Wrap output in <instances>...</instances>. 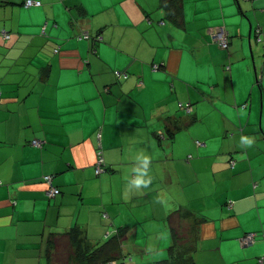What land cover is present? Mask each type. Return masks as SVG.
Segmentation results:
<instances>
[{"label":"crops","instance_id":"crops-1","mask_svg":"<svg viewBox=\"0 0 264 264\" xmlns=\"http://www.w3.org/2000/svg\"><path fill=\"white\" fill-rule=\"evenodd\" d=\"M24 1L0 0V264H48L72 228L89 244L128 229L124 252L155 264L172 213L203 218L196 264H257L264 0H171L178 17L169 0ZM141 154L152 180L135 189Z\"/></svg>","mask_w":264,"mask_h":264},{"label":"trees","instance_id":"trees-1","mask_svg":"<svg viewBox=\"0 0 264 264\" xmlns=\"http://www.w3.org/2000/svg\"><path fill=\"white\" fill-rule=\"evenodd\" d=\"M168 7L173 13V17H178L179 8L169 0ZM41 146V145H40ZM230 201V200H229ZM228 201V202H229ZM182 219H187L184 223ZM169 228L171 230V244L168 247V256L155 262V264H196L194 254L199 243L200 236V223L202 217H195L193 213L182 214L176 216L174 213L168 216ZM128 229H117L116 232L95 244L86 242V237L82 230L72 228L62 235L67 237L72 248L78 252V258L84 260L86 264H109L117 260L121 261L120 264H127L122 239L126 235ZM57 238L49 240V247L47 252V262L51 264V247L56 243ZM257 259V264H259ZM264 261V257H263ZM262 261V263H263Z\"/></svg>","mask_w":264,"mask_h":264},{"label":"built area","instance_id":"built-area-1","mask_svg":"<svg viewBox=\"0 0 264 264\" xmlns=\"http://www.w3.org/2000/svg\"><path fill=\"white\" fill-rule=\"evenodd\" d=\"M40 4H41L40 1L37 0H25L23 5L25 7H30V6H39ZM259 33H260V29L258 28L256 30V35H259ZM4 35L8 36V34H4ZM83 37L88 38V35L84 34ZM215 39L221 48L225 49L228 47V35L223 29L221 28L217 29V32L215 34ZM55 51H57V49ZM157 67L158 66H154V68ZM263 74H264V69H263ZM187 112H190V109H187ZM197 143L201 144L200 142ZM31 144L34 146H40L41 141L33 140ZM102 171H103V158L101 156V152H98L96 156V161L94 163V172L96 175H98ZM43 180L46 184V196L48 198L54 197L59 193V189L52 184L50 175L44 176ZM228 206H231V201L228 202ZM254 237H255V233L248 232L239 239V242L241 245H250L251 243H253ZM262 261H263V257H261L258 260L259 264H262ZM109 264H115V262H110Z\"/></svg>","mask_w":264,"mask_h":264},{"label":"rangeland","instance_id":"rangeland-1","mask_svg":"<svg viewBox=\"0 0 264 264\" xmlns=\"http://www.w3.org/2000/svg\"><path fill=\"white\" fill-rule=\"evenodd\" d=\"M55 243L51 247V264H86L84 260L78 258V252L71 247L67 237H59ZM125 254V262L127 264H145L147 261L145 257H142L143 251L141 249L137 251L133 249L125 250ZM130 256L131 259L129 260ZM141 259H145V262L141 261ZM120 263L121 261L117 260L115 264Z\"/></svg>","mask_w":264,"mask_h":264},{"label":"clouds","instance_id":"clouds-1","mask_svg":"<svg viewBox=\"0 0 264 264\" xmlns=\"http://www.w3.org/2000/svg\"><path fill=\"white\" fill-rule=\"evenodd\" d=\"M253 142V139L250 137H241V144L244 147L252 146ZM136 161L137 164L133 168V171L136 173V177L131 183L134 185L135 189L147 188L151 184L152 180V177L149 175L151 159L149 156L141 154L136 157Z\"/></svg>","mask_w":264,"mask_h":264}]
</instances>
